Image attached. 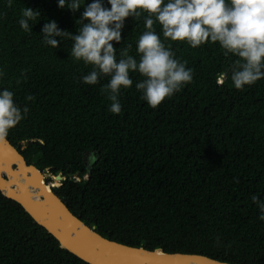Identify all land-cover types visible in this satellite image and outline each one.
<instances>
[{"label": "trees", "instance_id": "16d2710c", "mask_svg": "<svg viewBox=\"0 0 264 264\" xmlns=\"http://www.w3.org/2000/svg\"><path fill=\"white\" fill-rule=\"evenodd\" d=\"M83 6L73 13L57 0H0V89L29 109L4 138L27 165L60 175L52 192L108 241L264 264V221L251 201L253 194L264 198V79L237 90L219 79L236 57L218 44L193 49L161 34L193 70V82L152 108L135 86L143 77L130 73L133 85L121 90L122 111L113 114L101 92L110 77L82 83L92 66L70 55L73 41L64 37L57 49L43 43L48 20L78 33ZM25 7L41 13L31 32L18 24ZM143 31V15L126 18L121 43L113 42L117 59L128 45L136 56ZM0 264L86 263L0 194Z\"/></svg>", "mask_w": 264, "mask_h": 264}, {"label": "clouds", "instance_id": "9594fccd", "mask_svg": "<svg viewBox=\"0 0 264 264\" xmlns=\"http://www.w3.org/2000/svg\"><path fill=\"white\" fill-rule=\"evenodd\" d=\"M12 3L7 0L8 6ZM82 3L78 33L61 30L56 21L48 20L41 29L43 43L57 49L62 38L73 41L70 55L92 66V71L81 77L82 83L96 85L101 77H110L101 92L111 101L109 111L113 114L122 111L118 99L121 90L133 85L130 73L143 77L135 86L152 108L193 82V70L175 57L170 46L166 47L161 34L170 41L186 42L193 49L209 42L218 44L225 56L236 57L219 79H230L237 90L264 79V0H57V7L76 13ZM39 15L25 7L19 27L31 32ZM142 15L144 31L136 41V56L129 54L128 45L117 59L113 42L121 43L126 18ZM157 24L159 33L154 27ZM28 111L27 106L21 108L15 102L13 91L0 89V136L7 135ZM251 201L260 213L258 219L264 221V198L253 194Z\"/></svg>", "mask_w": 264, "mask_h": 264}, {"label": "water", "instance_id": "95a60500", "mask_svg": "<svg viewBox=\"0 0 264 264\" xmlns=\"http://www.w3.org/2000/svg\"><path fill=\"white\" fill-rule=\"evenodd\" d=\"M44 174L27 165L20 153L0 136V194L16 202L59 244L86 264H227L204 256L147 251L108 241L74 217L45 184ZM55 180L62 181L60 175Z\"/></svg>", "mask_w": 264, "mask_h": 264}, {"label": "rangeland", "instance_id": "374dc122", "mask_svg": "<svg viewBox=\"0 0 264 264\" xmlns=\"http://www.w3.org/2000/svg\"><path fill=\"white\" fill-rule=\"evenodd\" d=\"M44 180L46 181V180H48V185H50V186H56V185H59L60 186V182L61 181H57V180H55V178L54 177H51L48 173H46V174H44ZM63 180V179H62Z\"/></svg>", "mask_w": 264, "mask_h": 264}]
</instances>
